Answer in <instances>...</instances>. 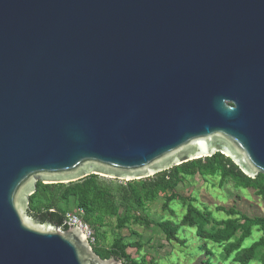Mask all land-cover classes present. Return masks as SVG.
Masks as SVG:
<instances>
[{
	"label": "water",
	"instance_id": "obj_1",
	"mask_svg": "<svg viewBox=\"0 0 264 264\" xmlns=\"http://www.w3.org/2000/svg\"><path fill=\"white\" fill-rule=\"evenodd\" d=\"M216 153L264 174V0H0V264H123L34 217L38 181Z\"/></svg>",
	"mask_w": 264,
	"mask_h": 264
},
{
	"label": "trees",
	"instance_id": "obj_2",
	"mask_svg": "<svg viewBox=\"0 0 264 264\" xmlns=\"http://www.w3.org/2000/svg\"><path fill=\"white\" fill-rule=\"evenodd\" d=\"M220 177V185L228 181L235 187L253 190L264 202V174L251 178L222 153L211 157L191 160L160 172L152 177L113 184L92 174L70 183L44 184L38 181L37 189L29 198V212L41 222H52L67 228L64 215L68 211L83 210L82 219L94 230L97 242L93 250L102 259L115 257L123 264H155L154 257L141 254L132 257L129 248L142 246L137 241H126L117 235L108 244L104 227L108 219H115L119 231L130 225L155 227L164 234L168 243L189 247L187 238L180 236V228L194 230L195 243L189 254L192 260L200 259L201 264H264V215H248L236 205H218L214 211L224 212L226 218L217 219L213 210L201 207L197 199L181 193L178 189L187 177ZM162 199V208L171 217L175 211L170 207L173 201L185 209L179 222L172 218L154 219L149 205ZM73 208V210H72ZM256 230L260 236L250 246L244 241ZM135 235V232L130 233ZM199 244V245H198ZM196 245V247H195Z\"/></svg>",
	"mask_w": 264,
	"mask_h": 264
},
{
	"label": "rangeland",
	"instance_id": "obj_3",
	"mask_svg": "<svg viewBox=\"0 0 264 264\" xmlns=\"http://www.w3.org/2000/svg\"><path fill=\"white\" fill-rule=\"evenodd\" d=\"M99 177L113 184L126 182L124 179L112 178L102 174ZM178 190L181 193L195 197L199 206L208 207L213 210V216L217 219L226 218L224 212L214 211L218 205L226 207L236 205L248 215H264V202L254 194L253 190L237 188L231 181L220 185L219 176L203 178L197 175L195 177H187L185 183L180 185ZM162 202L163 200L159 199L157 202L149 205L151 217L154 219L172 218L176 222H179L185 212L181 203L173 201L170 204V207L175 211L174 216L171 217L168 212L163 210ZM107 223L108 225L104 227L107 237L106 243L109 244L115 236L120 235L126 241H137L141 244L142 248L140 252H137V248L135 247L128 249V253L132 257H137L141 254H146L148 258L153 256L155 264H201L200 259L193 261V257L189 254L190 248L193 249V242H196L194 235L190 232L194 233L193 229L180 228V236L187 238V245L190 247L188 248V246L182 247L176 243H168L164 234L153 226L149 228L132 224L129 226V229L119 231L115 228V219H108ZM132 232L136 234H130ZM259 236L260 233L254 230L252 236L244 241L243 246H250ZM250 264H257V262L253 261Z\"/></svg>",
	"mask_w": 264,
	"mask_h": 264
},
{
	"label": "built area",
	"instance_id": "obj_4",
	"mask_svg": "<svg viewBox=\"0 0 264 264\" xmlns=\"http://www.w3.org/2000/svg\"><path fill=\"white\" fill-rule=\"evenodd\" d=\"M83 210L77 212L68 211L64 215L65 223L72 222L80 228L92 246L97 242L94 230L82 219Z\"/></svg>",
	"mask_w": 264,
	"mask_h": 264
}]
</instances>
